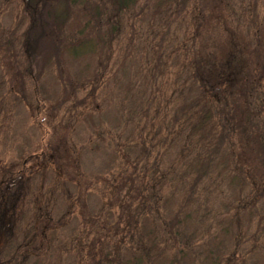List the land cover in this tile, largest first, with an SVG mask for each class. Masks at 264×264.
I'll list each match as a JSON object with an SVG mask.
<instances>
[{
  "label": "rangeland",
  "instance_id": "obj_1",
  "mask_svg": "<svg viewBox=\"0 0 264 264\" xmlns=\"http://www.w3.org/2000/svg\"><path fill=\"white\" fill-rule=\"evenodd\" d=\"M223 5L231 29L239 28L249 39L254 38L251 36L254 32V39L264 43V0H223ZM190 9L187 5L185 10L190 13ZM147 12L143 16L136 10L128 13V23L132 26L122 29L109 52L100 53L108 52L107 55L99 58L97 48L79 57L65 56L61 81L57 70L46 69L36 91L28 81L24 90L9 92L7 78L0 70V168L17 165L31 150L36 153V146L42 140L40 133L46 139L51 137V124L42 107L53 106L64 98L62 107L51 112L56 115L52 124L69 125L72 157L76 156L78 165L76 173L69 169L64 177H58L53 170L55 164H47L48 161L41 171L29 173V188L20 206L18 230L13 240L0 250V264H98V250L102 257L110 254L112 258L115 246L120 244L121 230L128 228L123 225L124 219L118 220V204L108 186L122 185L123 195L130 181L134 184L131 176L136 174L146 175L141 183L151 185L153 178L165 173L169 162L177 157L181 145L175 123L179 109L171 95H179L181 73L175 75V71L190 41L186 39L182 43L184 24L180 16L172 15L171 23L163 25L157 15L149 16V12L166 13L164 8L157 12L151 8ZM188 18L185 16L184 20ZM26 25L19 0H0V42L13 40ZM70 33L67 30L66 34ZM74 34L77 35V29L72 28L71 36ZM70 40L74 39L70 37ZM98 73H102L99 80ZM185 84L186 97L190 98L192 89L187 81ZM37 102V122L47 120L43 124L47 135L31 119ZM168 128L172 134L163 144ZM231 158L217 157L211 177L201 184L207 190L201 191L198 185L192 199L200 201L199 215L207 209L221 217L211 216L207 223L210 234L206 242L213 235L218 241L214 253L230 256L233 249L237 251L235 259L224 263L222 260L221 264H264V180H258L257 176L255 185L231 180L228 175L233 176L236 171H231ZM61 161L62 167H70L67 159ZM183 169L166 173L170 180L164 185H174V188L167 190L169 200L164 204L162 198L156 212L148 215V220L153 218V228L160 227L163 219L176 209L189 187H185L184 180L188 177ZM217 174L220 181H213ZM139 180L140 177V183ZM79 191L83 195L81 201ZM253 197L258 198L252 200ZM202 202L207 203L206 208ZM239 202L237 220H225L223 214L232 213L235 207L238 209ZM192 208L196 209L197 205ZM41 221H48L53 228L40 242L34 232ZM227 222V230L222 232V225ZM194 226V223L189 225L185 231ZM234 236L238 241L235 248L230 239ZM120 247L121 250L129 248ZM189 256L196 258L198 252ZM142 264H149V260H143Z\"/></svg>",
  "mask_w": 264,
  "mask_h": 264
},
{
  "label": "trees",
  "instance_id": "obj_2",
  "mask_svg": "<svg viewBox=\"0 0 264 264\" xmlns=\"http://www.w3.org/2000/svg\"><path fill=\"white\" fill-rule=\"evenodd\" d=\"M19 4L27 25L18 36H13V40L0 42V70L7 78L9 92L24 90L28 81L36 91L43 73L50 68L58 71L61 81L65 56L75 58L97 48L99 58L107 55L122 29L132 26L128 23V13L132 10L143 16L148 9L157 12L164 8L166 13L149 12V16L157 15L163 25L171 23L172 15L180 16L184 24L182 43L186 39L190 41L175 71V75L181 73L179 95H171V100L178 102L179 119L175 123L181 145L177 157L167 165V171L155 176L153 184H142L146 175L136 174L131 176L134 184L130 181L123 195L122 185L108 186L118 204V220L124 219L123 225L128 229L121 230L120 244L115 246L112 258L110 254L102 257L98 250V264H142L143 260H149V264H186L187 259V264H221L222 260L224 263L235 259L237 251L234 249L230 256L214 253L218 242L214 235L206 242L210 234L207 223L211 216L219 215H212L214 212L207 209L199 215L200 201L192 197L198 185L201 191L207 190L201 184L211 177L219 156H232L231 171H236L233 176L228 175L231 180L242 185H255L257 176L258 180H264V43L259 38L254 39V32L251 35L254 38L249 39L239 28L228 26L223 0H19ZM187 5L191 7L190 13L185 10ZM181 11L183 14H179ZM185 16L189 17L188 21L184 20ZM72 28L77 29L78 36H71ZM67 30L71 31L69 35ZM101 77L102 73H98V80ZM186 81L192 89L190 98L186 97ZM65 102L64 98L53 106L42 107L52 134L46 139L40 133L42 140L36 146L37 152L31 150L17 165L0 168V250L13 240L18 230L20 206L29 188V173L41 171L47 161V164H55L53 170L58 177L67 175L69 169L78 171L77 159L72 157L69 143V125L52 124L56 115L51 112L58 111ZM33 109L31 119L47 135L43 128L47 120L43 118L37 122L38 102ZM169 130L166 129L167 138L163 144L172 134ZM62 158L67 159L70 167H62ZM180 167L186 168L183 171L188 180H184V184L189 187L176 209L163 219L160 227L153 228V218L148 220V215L156 212V205L162 198L164 204L169 200L167 190L174 188V185H164L170 180L166 173ZM143 172L147 173V169ZM213 181H220L218 174ZM130 191L131 194H127ZM78 197L80 201L83 198L80 191ZM202 204L206 208L207 203ZM238 204V209L235 207L232 213L223 214L225 220H237L241 208L240 202ZM192 205L197 208L193 209ZM193 223L195 226L185 231ZM40 224L34 235L41 242L53 227L48 221ZM227 226L228 222L220 227L221 231L226 232ZM155 230L161 233L155 235ZM221 231L217 230L223 234ZM230 239L235 248L237 236ZM121 245L129 248L121 250ZM194 250L198 257L190 258Z\"/></svg>",
  "mask_w": 264,
  "mask_h": 264
}]
</instances>
